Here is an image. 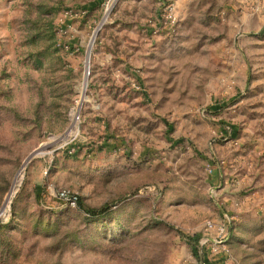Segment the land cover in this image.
Masks as SVG:
<instances>
[{
	"label": "rangeland",
	"instance_id": "obj_1",
	"mask_svg": "<svg viewBox=\"0 0 264 264\" xmlns=\"http://www.w3.org/2000/svg\"><path fill=\"white\" fill-rule=\"evenodd\" d=\"M164 1L0 0V264H264V0Z\"/></svg>",
	"mask_w": 264,
	"mask_h": 264
},
{
	"label": "built area",
	"instance_id": "obj_2",
	"mask_svg": "<svg viewBox=\"0 0 264 264\" xmlns=\"http://www.w3.org/2000/svg\"><path fill=\"white\" fill-rule=\"evenodd\" d=\"M164 18L170 24L171 23L173 24L175 21V6L172 0H166ZM56 197L58 201H60V203L64 204L65 206H68L71 208L76 207L77 196L71 195L67 192L62 191V192L57 193ZM213 227H216L218 229L219 234L221 235L225 231V226L223 224L213 225L211 222H206L207 229H212Z\"/></svg>",
	"mask_w": 264,
	"mask_h": 264
},
{
	"label": "trees",
	"instance_id": "obj_3",
	"mask_svg": "<svg viewBox=\"0 0 264 264\" xmlns=\"http://www.w3.org/2000/svg\"><path fill=\"white\" fill-rule=\"evenodd\" d=\"M77 208L86 213L89 217L95 218L97 216L104 215L107 211V207L99 208V209H90L87 208L86 206L82 205L80 202V199L77 197Z\"/></svg>",
	"mask_w": 264,
	"mask_h": 264
},
{
	"label": "water",
	"instance_id": "obj_4",
	"mask_svg": "<svg viewBox=\"0 0 264 264\" xmlns=\"http://www.w3.org/2000/svg\"><path fill=\"white\" fill-rule=\"evenodd\" d=\"M97 31L98 29L95 31L94 35H93V38H92V41L91 43L93 42V39L95 38L96 34H97ZM89 58H90V47L87 51V55H86V60H87V64L89 63ZM50 148L49 145H45V146H42L40 148H38L37 150H35L32 154L29 155V157L26 159V161L24 162V165L33 157H35L36 155H41L43 154L44 151L48 150Z\"/></svg>",
	"mask_w": 264,
	"mask_h": 264
},
{
	"label": "crops",
	"instance_id": "obj_5",
	"mask_svg": "<svg viewBox=\"0 0 264 264\" xmlns=\"http://www.w3.org/2000/svg\"><path fill=\"white\" fill-rule=\"evenodd\" d=\"M165 1H166V0H165ZM165 1H164V5H166V2H165ZM246 1H247V0H246ZM248 3H249V2H248ZM248 3H247V4H248Z\"/></svg>",
	"mask_w": 264,
	"mask_h": 264
},
{
	"label": "bare ground",
	"instance_id": "obj_6",
	"mask_svg": "<svg viewBox=\"0 0 264 264\" xmlns=\"http://www.w3.org/2000/svg\"><path fill=\"white\" fill-rule=\"evenodd\" d=\"M86 62H87V61H86ZM1 212H2V211L0 210V214H1Z\"/></svg>",
	"mask_w": 264,
	"mask_h": 264
}]
</instances>
